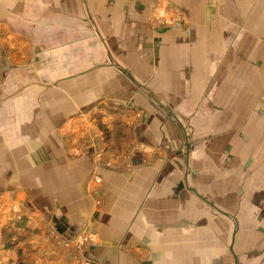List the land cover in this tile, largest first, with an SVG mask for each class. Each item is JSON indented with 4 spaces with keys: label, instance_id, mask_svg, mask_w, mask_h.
Segmentation results:
<instances>
[{
    "label": "rangeland",
    "instance_id": "374dc122",
    "mask_svg": "<svg viewBox=\"0 0 264 264\" xmlns=\"http://www.w3.org/2000/svg\"><path fill=\"white\" fill-rule=\"evenodd\" d=\"M23 2L28 26L23 30L29 36L0 28V121L11 132L44 131L73 159L88 148L93 166L88 191L96 206L104 193L101 179L94 181L101 168L136 172L133 160L139 156L143 171L166 175L161 184L168 192L160 204L169 213L173 241L167 264H234L229 251L233 231L237 264H264V0ZM39 29L50 36L32 37ZM44 39L45 47L37 51L33 44ZM143 50L151 51L150 58L142 57L143 67L130 71L151 81L176 118L153 104L145 118L144 108L135 103L131 72L115 67L122 61L135 65ZM122 95L132 97L135 106L114 103L113 97ZM88 98L94 102L85 113L83 99ZM68 105L72 118L56 123L55 135H49L48 123L61 118L48 112ZM141 122L161 126V133L143 142L137 133ZM31 150L26 148L24 157ZM29 167L19 173L22 183L24 178L32 182ZM16 169L0 164V179L8 170L9 184H14ZM185 172L189 188L234 220L185 185L181 193ZM2 194L0 264H32L26 260L31 245L17 244L26 232L23 225L31 229L43 223L36 212ZM43 230L49 251L63 261L102 264L86 255L96 241L91 231L83 230L90 238L81 243V230L66 240L52 227ZM126 248L136 253L137 262L148 255L143 244Z\"/></svg>",
    "mask_w": 264,
    "mask_h": 264
},
{
    "label": "crops",
    "instance_id": "0c3cea01",
    "mask_svg": "<svg viewBox=\"0 0 264 264\" xmlns=\"http://www.w3.org/2000/svg\"><path fill=\"white\" fill-rule=\"evenodd\" d=\"M23 5V0H0V28L16 29V35L23 36L22 33H24L29 36L23 30L28 27L23 23ZM46 30L39 29V33H35L32 37H49L50 35ZM36 43L33 46L37 48V51L45 47V39L43 42ZM47 49L50 50V48ZM139 53L135 65L122 61L115 63V67L130 71V69L141 65L142 57H149L151 51L143 50ZM2 65L5 66V63L2 62ZM154 66L158 67L160 64ZM125 72H131L129 79L136 87L135 94H138L135 103L139 108L142 105L145 118L146 115H150L149 108L152 104L161 107L172 118H176L177 115L170 110L168 105L164 103L165 99L159 95V90L151 86V81L145 83L139 80L134 72ZM113 98L114 103H118L124 108H130L134 105L132 104L134 103L132 97L128 99V96L122 95ZM93 102L92 98L83 99L81 111L91 112ZM48 115L51 118H61L57 121H50L52 124L48 123L51 127L48 128L47 132L54 136L55 133L52 129L55 128V124H64L66 119L72 118L71 105L61 110L52 108ZM83 117H86V114H83ZM141 123L144 127L142 124L140 125L144 130L140 126L137 133L143 142H151L154 135L161 133V126L152 128L151 123ZM8 127L7 124L0 121V164H15L17 169L13 173L14 184H9L7 177L9 172L6 170L5 178L0 179V190L2 195H7L8 200L14 198L23 206V209L28 210L30 208L31 211L36 212L40 216L37 218L43 223L39 227L35 224L31 229L26 227L27 224L22 227V229H26V232L21 234V242L19 241L17 245L28 244L33 250L26 260L32 261V264H69L63 261L64 258L61 255H55L49 251V246H46L48 241L43 229L47 230V228L52 227L62 240L71 238L80 230L91 231L96 241L89 245L86 255L102 264L168 263V255L173 253L172 247L169 248L168 246L172 245L173 241L169 240L168 235L169 213L164 207V202L163 206L160 204L168 192L167 184L164 183L163 187L161 184V178L166 179V175L143 171L144 167L141 166L139 156L133 160L136 172L124 173L101 168L96 174L101 179V187L104 189V193L101 206H96L93 196L88 191L89 183L91 184L92 181L89 172L93 169L88 148L82 156L73 159L71 154L66 152L65 146L59 145L58 140L53 139L49 142L47 140L48 135L44 131L40 133L32 131L30 134H26L24 129L11 132ZM48 142L49 144H47ZM26 148H32V150L27 154L28 156L24 157ZM45 164L47 168L41 167ZM24 165H29V168L32 169L31 183H28L26 178L23 179V183L21 182L19 173L26 169L23 168ZM186 174L187 172L180 177L181 193H183L185 185L186 190L192 192L199 200L225 217L234 220L230 213L217 207L199 194L197 190L189 188ZM9 187L15 193H8ZM7 226L8 224L5 227ZM234 235L235 231L231 234L229 251L234 264H237L233 250ZM177 243V236H175L176 246ZM142 244L148 248V255L144 260L137 262L136 253L125 249H128L126 246H141ZM180 244L182 245V240Z\"/></svg>",
    "mask_w": 264,
    "mask_h": 264
},
{
    "label": "built area",
    "instance_id": "2783aa9c",
    "mask_svg": "<svg viewBox=\"0 0 264 264\" xmlns=\"http://www.w3.org/2000/svg\"><path fill=\"white\" fill-rule=\"evenodd\" d=\"M94 181H96L97 183H99L100 182V178L99 177H96L95 179H94ZM88 234L87 233H83V231H82V233H78L77 234V239L81 242V243H84L85 241H87L88 240V238H90V236H87ZM85 264H96V263H94L93 261H86L85 262Z\"/></svg>",
    "mask_w": 264,
    "mask_h": 264
}]
</instances>
